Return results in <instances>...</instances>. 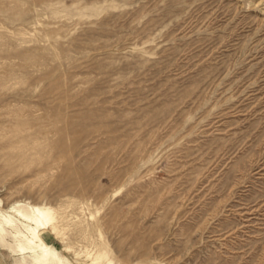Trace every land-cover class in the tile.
Segmentation results:
<instances>
[{"label":"rangeland","instance_id":"374dc122","mask_svg":"<svg viewBox=\"0 0 264 264\" xmlns=\"http://www.w3.org/2000/svg\"><path fill=\"white\" fill-rule=\"evenodd\" d=\"M35 205L70 264H264V0H0V264H57Z\"/></svg>","mask_w":264,"mask_h":264},{"label":"bare ground","instance_id":"6f19581e","mask_svg":"<svg viewBox=\"0 0 264 264\" xmlns=\"http://www.w3.org/2000/svg\"><path fill=\"white\" fill-rule=\"evenodd\" d=\"M19 204H17L18 206ZM30 215L25 217L19 215L27 223V231L30 237H25V240L33 244L36 250H33L31 259L36 263H57V264H70L65 260L53 246L44 241L41 236V232L46 228V225L51 221L48 212L40 208L39 206H30ZM8 213V214H7ZM18 216L19 212L15 209V206H11L6 210V213H1L0 228L3 229L5 225H11V216L9 214ZM20 249L24 250L25 247L20 245ZM93 264V263H92Z\"/></svg>","mask_w":264,"mask_h":264}]
</instances>
